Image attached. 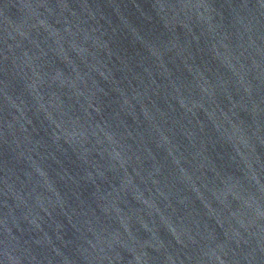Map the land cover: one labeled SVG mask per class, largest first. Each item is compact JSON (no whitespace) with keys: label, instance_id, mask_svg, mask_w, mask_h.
Instances as JSON below:
<instances>
[{"label":"water","instance_id":"95a60500","mask_svg":"<svg viewBox=\"0 0 264 264\" xmlns=\"http://www.w3.org/2000/svg\"><path fill=\"white\" fill-rule=\"evenodd\" d=\"M0 264H264V0H0Z\"/></svg>","mask_w":264,"mask_h":264}]
</instances>
